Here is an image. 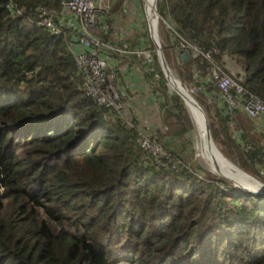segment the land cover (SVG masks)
Segmentation results:
<instances>
[{
  "label": "trees",
  "instance_id": "1",
  "mask_svg": "<svg viewBox=\"0 0 264 264\" xmlns=\"http://www.w3.org/2000/svg\"><path fill=\"white\" fill-rule=\"evenodd\" d=\"M14 1L18 15L0 0V264H264V194L200 176L185 160L171 169L146 158L136 124L86 94L69 30L52 34L37 23V6L60 0ZM157 7L176 40L209 49L221 65L224 55L234 60L240 82L264 100V0ZM179 60L182 84L198 89L207 114L214 110L219 150L264 181V147L236 134L223 101L205 100L217 92L209 59ZM151 65L147 73L164 78L155 53ZM154 87L168 93L163 82ZM159 98L168 126L159 139L178 156L176 139L187 131L174 103Z\"/></svg>",
  "mask_w": 264,
  "mask_h": 264
},
{
  "label": "built area",
  "instance_id": "2",
  "mask_svg": "<svg viewBox=\"0 0 264 264\" xmlns=\"http://www.w3.org/2000/svg\"><path fill=\"white\" fill-rule=\"evenodd\" d=\"M144 1L145 17L150 21L151 12L148 11L147 1ZM109 9L108 1L103 0H61L59 10L41 6V19L50 31H61V25H69L75 30L74 41L75 63L77 70L82 74L86 93L98 104L112 107L123 119L126 105L117 85V69L111 66L114 53L136 54L144 62L153 59L149 44L141 43L134 48H127L105 39L98 34L108 32L106 17ZM156 11V7L154 5ZM155 20L158 21L157 11ZM113 34V32H111ZM114 35V34H113ZM180 36L179 44L183 50H190L193 56L202 55L209 59V78L217 92L226 103L227 111L241 110L252 119H260L264 124V100L254 91L246 88L239 79L229 74L211 59V51L204 50L195 43ZM76 48V49H75ZM208 97H212L209 93ZM129 122V121H128ZM140 145L152 160L162 166L176 169L180 162L157 139L155 132L140 134ZM251 145L245 142V147ZM148 156V157H149Z\"/></svg>",
  "mask_w": 264,
  "mask_h": 264
},
{
  "label": "rangeland",
  "instance_id": "3",
  "mask_svg": "<svg viewBox=\"0 0 264 264\" xmlns=\"http://www.w3.org/2000/svg\"><path fill=\"white\" fill-rule=\"evenodd\" d=\"M103 1H106V0H103ZM111 8H112V10H110V12L108 13V17L112 21V23L114 24V27L116 30L115 33H118L120 35V37H125V38L128 37L129 42L133 43V42H135L134 41L136 38L135 31L137 30V32H139L141 34V36L145 38V41H144L145 44H147L148 41L151 40L150 38H146L147 34H146V29H145L146 24H145V12H144V7H143V0H111ZM160 11L164 13V11H162L161 8H160ZM160 14L163 17H167L165 14H162V13H160ZM161 15L159 16V19H160L159 24L156 23L158 26L157 27V34H158L161 46L164 50V53H165L166 57L168 58L167 65H168V67L172 73V76L179 78V76H178V63L180 61L179 60V51L180 50L178 48L179 46H176L175 39L170 40L166 36V34L168 33V27H167L168 23H166V21L164 22L165 18H163V20H162ZM152 24L153 25L155 24V20H153ZM111 37H112V39L115 38V36L113 34ZM137 43L138 42H136L134 44H130L128 46L134 47ZM223 57H224L223 58L224 63L222 64V67L224 68V70L226 69L228 73H233L237 77H238V75L240 76L241 72L240 73L238 72L237 66L234 64V60H232L231 58H229L226 55H224ZM138 62H139V64L146 66V64H144L142 62L140 57L138 58ZM235 62H237V61H235ZM151 67H152V65L149 67V70H151ZM238 67H242V64L240 62H238ZM152 68H154V67H152ZM141 74H142V76H144L143 72ZM149 79L151 80L152 85H154V83H156V82H158L159 84H161V82L164 83V85L166 86L165 90H167L169 95H168V93H166V91H164V95L161 94L162 92L159 90V88L155 89L154 86L152 87V89H153V91H155V93H157L158 98H159V96L162 95L163 98L166 99V101H169L170 103H174L172 105L175 109H177L176 113L181 118L179 121H180L183 129L187 131L186 135H183L180 138L176 139L177 142L181 143V145L177 149V152H179V154H180L179 156L181 157V158L180 157L179 158L181 160H185L188 163H190V165L195 169V172L200 176H202L204 172L209 173V174L214 175V176L226 178L227 180H229L233 184L245 186V187L255 191L256 190L255 187H253L250 183L247 184L245 182V180L239 179V178L231 179L228 177H224L221 174L214 172L212 169H215V168L211 167V165L209 166L210 168H208L206 166V164L204 163V161L201 159V157L199 155V143H198V135H197L198 133H197V130L195 128L194 120L190 114V111H189L186 103L181 98L182 102L185 105V109L181 110L178 107L179 103L173 102L174 100L175 101L177 100V99H174L175 98L174 93H176L177 91L173 88V86L170 85V83H168V80L165 79V77L163 78L160 76L158 70H154V75L153 76L149 75ZM179 80H181V79L179 78ZM144 81H145V79H144ZM183 88H185V90L192 97H194L195 100L199 103V101L195 97V95L198 93V91H197L198 89L194 85H192V84L190 85V84L186 83L185 87L183 86ZM135 90H136V88H132L130 91L133 92ZM126 94H127V92H126ZM191 96H190V98H191ZM143 99H144V95H143V93H140V91H139V97L137 98V100H143ZM205 100L207 102H211L210 104H212L214 102L212 100L208 101L206 96H205ZM199 105L201 106V108H202V110H203L204 114L206 115V118L208 119V122H209V119H211L209 116L210 115L212 116V114H214V110H213L212 106H209L208 112H210V113L207 114L205 107L203 105H201V103H199ZM140 106L146 107V105L144 103L141 104ZM152 107L155 109V106H152ZM201 118H202L203 123H205L202 114H201ZM204 126H205V124H204ZM205 129H206V126L204 127V132H205ZM205 136H206V134L204 135V137ZM212 138H213V136H212ZM205 139H206V141L209 142L207 137ZM210 140H211V143L209 142V144L212 147V149L214 150V152H216V155L218 156L219 160H221L222 162L224 161L223 163L226 162L225 164H229L232 168H234L239 173H242L239 170V168H240V169L244 170L245 172H247L248 174H250L253 178L264 183V181L261 180L260 175L258 173H255L254 171L252 172L250 170L246 171L244 168L240 167L239 163L235 159H233L232 157H230L228 155H224L220 150L218 151L217 145L213 144L212 139H210ZM214 143H215V141H214ZM262 173H264V171H262ZM247 177L253 181L258 182L257 180L253 179L252 177H249V176H247ZM249 182H251V181H249Z\"/></svg>",
  "mask_w": 264,
  "mask_h": 264
},
{
  "label": "crops",
  "instance_id": "4",
  "mask_svg": "<svg viewBox=\"0 0 264 264\" xmlns=\"http://www.w3.org/2000/svg\"><path fill=\"white\" fill-rule=\"evenodd\" d=\"M113 31L116 32L114 26ZM114 36L125 46L138 42L135 40V42L131 43L129 42L128 37H120L118 33H114ZM128 48H130V46ZM114 55L115 56L111 60V66L117 69V85L119 89H123L122 94L127 111L123 119L135 123L136 127L140 129L139 131L142 133L155 132L156 134L157 132L159 134L163 132L162 127L165 125V122L162 119L163 113L158 102L159 98L157 93L152 89L153 85L149 79L146 66L139 64L137 56L133 54ZM142 72L144 76H142ZM132 88H136V90L131 92L130 90ZM139 91L144 95L143 100H137L139 97ZM214 95H216L215 97L212 96L214 101L220 100L224 102L219 93L215 92ZM143 103L146 107L140 106ZM152 106H155V109ZM231 113L237 126L236 134L239 135L240 132L245 134L248 133L258 145L264 147L263 121L260 119H252L241 110H235Z\"/></svg>",
  "mask_w": 264,
  "mask_h": 264
},
{
  "label": "clouds",
  "instance_id": "5",
  "mask_svg": "<svg viewBox=\"0 0 264 264\" xmlns=\"http://www.w3.org/2000/svg\"><path fill=\"white\" fill-rule=\"evenodd\" d=\"M5 2H6V4H7V6L9 7V9L11 10V12L14 14V15H18V14H20V13H22L23 12V8L22 7H20L19 5H16V3H15V1L14 0H4ZM108 1V3H109V9H108V13L110 12V10H112V8H111V0H107ZM124 4V3H123ZM122 4V5H123ZM155 7H156V11H157V16H158V21H157V24H159V16L161 15L160 14V12H159V10H158V7H157V1L155 2ZM41 6H46V7H49L50 9H55V10H59L60 8H61V0H60V6L58 7V8H54V7H51V6H48L47 4H39L38 6H37V8H36V10H37V12H38V16H37V23L39 24V25H41L42 27H44L46 30H48L50 33H52V34H57V35H59V34H61V33H63L64 31H65V29L67 28L68 30H69V32H70V37H69V45H70V49H71V51L73 52V55H74V61H75V53H74V41H75V36H76V33H75V30H73V28L71 27V26H69V25H61V31L60 32H57V33H55V32H53V31H50L43 23H41L40 22V19H41V16H42V14H41V11H40V7ZM143 7H144V1H143ZM144 12H145V9H144ZM108 13H107V17H106V22H107V24H108V32L106 33V34H101L100 32H98V34H100L101 36H103L105 39H108V40H112L113 42H115V43H118L119 45H121V46H124V47H129V46H125L124 44H121V42H119V40L115 37L114 39H112V33L111 32H113V34L115 33L114 31H113V26H114V24L112 23V21H110V23L108 22ZM120 15V14H119ZM118 15V16H119ZM161 17H162V20H163V18H165V20H164V22L166 21V23H168V25H167V27H168V29L171 31L170 33H169V39L170 40H173V39H175V41H177V42H175V44H176V46H179L178 48H179V59H180V56L182 57V58H184L183 57V52H186L187 53V56L188 55H191V56H193L192 54H191V51L190 50H183L181 47H180V44H179V41L178 40H176V38H175V36L173 35V33H175V31H174V29H173V27H172V25L170 24V22L167 20V18L166 17H163L162 15H161ZM145 29H146V34H147V37L146 38H150L151 40H149L148 41V43L147 44H149L150 45V47H151V49H152V56H153V59H154V53L156 54V47H155V44H154V42H153V40H152V38H151V34H150V24L151 23H149V22H147V19H146V17H145ZM157 24L155 25V29H156V35H157V39H158V41H159V44H160V46H161V43H160V40H159V37H158V34H157ZM135 35H136V38H135V40H137L138 41V44L137 45H135V46H138L139 44H143L144 43V41H145V38L144 37H142L141 36V34L139 33V32H137V30L135 31ZM134 40V41H135ZM179 40H180V36H179ZM188 40V39H187ZM189 41V40H188ZM192 43H194V42H192ZM196 44V43H195ZM197 45V44H196ZM134 46V47H135ZM199 46V45H198ZM134 47H130V48H134ZM166 47V46H165ZM200 47V46H199ZM161 48H162V46H161ZM167 48V47H166ZM201 48V47H200ZM76 49V48H75ZM203 49V48H202ZM204 50H207V49H204ZM162 51H163V54H164V50H163V48H162ZM114 54H117V53H114ZM132 55V54H131ZM133 55H135V56H137L136 54H133ZM198 55H200V54H198ZM198 55H195V56H198ZM115 56V55H114ZM186 56V57H187ZM202 56V55H201ZM140 56H137V58H139ZM156 57H157V54H156ZM185 57V58H186ZM204 57V56H203ZM141 58V60H142V62L144 63V64H146V68L148 67V66H151L150 64L151 63H153V59H152V61L151 62H144L143 61V58L142 57H140ZM164 58H165V60H166V62H167V59H166V57H165V54H164ZM157 60H158V58H157ZM213 60V59H212ZM214 61V60H213ZM215 63H217L220 67H222V65L221 64H219L218 62H216V61H214ZM158 63H159V60H158ZM159 67H160V69H161V66H160V63H159ZM75 68H76V63H75ZM223 68V67H222ZM209 69H210V66H209ZM223 70H224V68H223ZM76 71L81 75V78H82V74L77 70V68H76ZM162 71V70H161ZM225 71L227 72V70L225 69ZM210 72V71H209ZM163 73V72H162ZM209 74V73H208ZM229 74H231V75H233L235 78H237V79H239L235 74H233V73H229ZM164 75V74H163ZM165 77V76H164ZM166 79V78H165ZM179 79V78H178ZM240 80V79H239ZM180 81V83H181V85H183L182 84V82H181V80H179ZM213 81V80H212ZM82 86L84 87V84H83V78H82ZM154 86V85H153ZM184 87H185V85H183ZM84 89H85V87H84ZM122 91H123V89H120V92H121V94H122ZM85 92H86V89H85ZM176 92V91H175ZM177 93V92H176ZM210 93V92H209ZM209 93H207V94H205V96L207 97V99H208V101L209 100H212V101H214V99H213V97H208V94ZM213 93H215V92H213ZM218 93V92H217ZM87 94V93H86ZM178 94V93H177ZM210 94H212V93H210ZM88 95V94H87ZM179 95V94H178ZM89 96V95H88ZM122 96H123V94H122ZM180 96V95H179ZM213 96V95H212ZM181 97V96H180ZM92 98V97H91ZM182 98V97H181ZM194 98V97H193ZM122 99H123V97H122ZM160 99V98H159ZM183 99V98H182ZM195 99V98H194ZM124 100V99H123ZM94 101V100H93ZM158 102H159V100H158ZM185 102V101H184ZM225 102V101H224ZM97 103V102H96ZM159 104H160V102H159ZM99 105H101V104H99ZM225 105H226V103H225ZM102 106H104V105H102ZM107 108H111V109H113L112 107H107ZM161 108V107H160ZM114 110V109H113ZM162 110V109H161ZM115 111V110H114ZM225 111L228 113H231V112H233V111H227L226 110V106H225ZM235 111V110H234ZM116 112V111H115ZM120 117V116H119ZM121 118V117H120ZM122 119V118H121ZM163 119V118H162ZM122 120H124V119H122ZM125 122H127L128 124H133V122L132 121H127V120H124ZM135 124V123H134ZM165 124V123H164ZM168 128V126L165 124V125H163V127H162V129L164 130H166ZM140 129H138V131H139ZM161 133H163V132H161ZM161 133H157L156 132V136H157V139L162 143V145L165 147V144H164V142L162 141V140H160L159 139V135L161 134ZM140 134H141V132L139 131V138H140ZM138 138V139H139ZM139 141V140H138ZM249 143V142H248ZM139 144H140V141H139ZM140 147H141V145H140ZM166 149H167V147H165ZM218 148V147H217ZM219 149V148H218ZM144 150V149H143ZM168 151H169V149H167ZM144 152H145V150H144ZM170 152V151H169ZM145 154H146V158H148V159H152L151 158V156H149L146 152H145ZM172 154V153H171ZM174 157H176L177 159H179L180 160V162H179V164H178V166L179 165H181V164H184L183 162V160H181L180 158V156L178 155V156H176L175 154H172ZM149 156V157H148ZM180 157V158H179ZM154 162V161H153ZM155 163V162H154ZM155 164H157V163H155ZM162 166V165H161ZM163 167H165V166H163ZM166 168H168V167H166ZM172 169V168H171ZM177 169V168H176ZM262 171H264V170H262ZM264 174V173H263ZM235 185H237V184H235ZM238 186V185H237ZM240 187V186H239ZM3 190H4V188H3V186L2 185H0V194H3Z\"/></svg>",
  "mask_w": 264,
  "mask_h": 264
},
{
  "label": "bare ground",
  "instance_id": "6",
  "mask_svg": "<svg viewBox=\"0 0 264 264\" xmlns=\"http://www.w3.org/2000/svg\"><path fill=\"white\" fill-rule=\"evenodd\" d=\"M146 1H147L148 11L151 12L150 21L153 23V20H155V18H156V16H155L156 11L154 9L155 0H146ZM156 23H157V21L155 20V24ZM168 83H170V85L173 86V88L176 91L178 90L185 100V103H186V105L190 111V114H191L193 120H194L195 128H196L197 133H198L197 135H198V143H199V155H200L201 159L204 161V163L206 164V166L208 168H210L209 166L211 165V167L215 168V169H212L214 172L221 174L224 177H228L231 179H237V178L243 179V180H245V182L247 184L250 183L253 187H255V189H256L255 191L264 192V188L258 182L249 179L244 174L236 171L229 164H225L226 162L223 163L224 161L222 162L221 160L218 159L216 152H214V150L212 149V147L209 144V142L211 143V140L208 136L207 129H205V132H204V127H205L204 124L205 123H203L202 118H201V114H200L199 110L196 108L195 103H193V101L191 100V98L189 96L190 94L185 90V88L180 86L181 84H180L178 78L173 77L171 75L169 77ZM204 133L206 134L205 137H204V135H205ZM206 137L209 140V142L206 141V139H205ZM249 181H251V182H249Z\"/></svg>",
  "mask_w": 264,
  "mask_h": 264
},
{
  "label": "water",
  "instance_id": "7",
  "mask_svg": "<svg viewBox=\"0 0 264 264\" xmlns=\"http://www.w3.org/2000/svg\"><path fill=\"white\" fill-rule=\"evenodd\" d=\"M156 1H157V0H155V2H156ZM149 27H150L151 38H152V40H153V42H154V44H155V47H156V54H157V58H158V60H159L160 66H161V70H162V72H163L165 78H166L167 80H169V77L172 75V73H171V71H170V69H169V67H168V65H167V62H166V60H165V58H164V54H163L162 48H161V46H160V44H159V41H158V39H157L155 25H153L152 22H151V24H150ZM186 56H187V53H186V52H183V57L185 58ZM179 82H180V81H179ZM180 84H181V83H180ZM180 86L183 87V85H180ZM182 87H181V88H182ZM182 89H183V88H182ZM177 91H178V90H177ZM177 93L183 98V96L181 95V93H180L179 91H178ZM190 96H191V95H190ZM191 99H192L193 103H195L196 107L199 109L200 113L202 114L203 119H204V122H205L206 129H207V131H208V136H209L210 139H212V142H213V144L215 145L214 140H213V138H212L210 125H209L208 119L206 118V115L204 114V112H203L201 106L199 105V103H198V102H197L192 96H191ZM183 100H184V98H183ZM184 101H185V100H184ZM217 149H218V148H217ZM218 151H219V149H218ZM239 170H240L243 174H245L246 176L252 177L250 174H248V173L245 172L244 170H242V169H240V168H239ZM252 178H253V177H252ZM253 179H255V178H253ZM255 180H257V179H255ZM257 181H258V183H260V184L262 185V187L264 188V183H263V182H260L259 180H257ZM238 186H240L241 188H243V189H245V190L251 191V192H253V193L264 194V192H257V191L251 190V189H249V188H247V187H245V186H241V185H238Z\"/></svg>",
  "mask_w": 264,
  "mask_h": 264
}]
</instances>
